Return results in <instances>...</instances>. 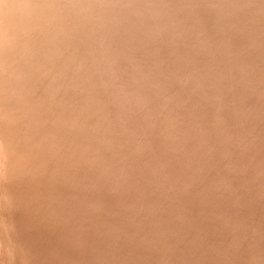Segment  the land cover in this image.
I'll return each instance as SVG.
<instances>
[{"label":"rangeland","instance_id":"rangeland-1","mask_svg":"<svg viewBox=\"0 0 264 264\" xmlns=\"http://www.w3.org/2000/svg\"><path fill=\"white\" fill-rule=\"evenodd\" d=\"M0 264H264V0H0Z\"/></svg>","mask_w":264,"mask_h":264}]
</instances>
